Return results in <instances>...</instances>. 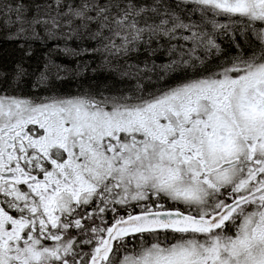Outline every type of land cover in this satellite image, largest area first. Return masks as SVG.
I'll return each mask as SVG.
<instances>
[{
    "label": "snow or ice",
    "instance_id": "1",
    "mask_svg": "<svg viewBox=\"0 0 264 264\" xmlns=\"http://www.w3.org/2000/svg\"><path fill=\"white\" fill-rule=\"evenodd\" d=\"M0 264H264V0H0Z\"/></svg>",
    "mask_w": 264,
    "mask_h": 264
}]
</instances>
